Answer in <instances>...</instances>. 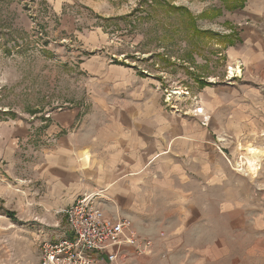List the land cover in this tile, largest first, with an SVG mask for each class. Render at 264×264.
I'll return each mask as SVG.
<instances>
[{"label":"rangeland","instance_id":"obj_1","mask_svg":"<svg viewBox=\"0 0 264 264\" xmlns=\"http://www.w3.org/2000/svg\"><path fill=\"white\" fill-rule=\"evenodd\" d=\"M245 7L227 11L221 0H0L1 121L39 129L42 118L66 110L102 119L125 110L115 90L98 83L106 79L100 65L118 63L135 71L134 85H155L159 111L188 113L194 125L207 120L210 160L227 178L224 204L209 210L213 223L193 226L186 247L183 232L167 225L139 232L130 219L143 247L149 243L145 254L135 253L137 264H264V161L255 174L237 167L245 162L241 147L264 149V63L246 59L263 49L264 0H245ZM186 10L209 34L191 31ZM238 67L242 75H231ZM177 88L181 97L173 95ZM217 136L224 154L211 150ZM40 149L38 142L18 148L19 168L36 164Z\"/></svg>","mask_w":264,"mask_h":264},{"label":"crops","instance_id":"obj_2","mask_svg":"<svg viewBox=\"0 0 264 264\" xmlns=\"http://www.w3.org/2000/svg\"><path fill=\"white\" fill-rule=\"evenodd\" d=\"M262 44L248 62L264 63ZM118 64L99 67L106 79L98 83L113 88L125 109L103 113L105 120L79 109L45 116L39 129L0 120V264H41L42 241L56 242L67 230L62 211L92 193H101L107 214L131 219L139 232L148 225L183 232L184 247L195 224L214 222L208 212L224 204L227 178L210 160L207 120L194 125L188 113L159 111L155 85H134L135 71ZM37 142V163L19 168L18 148ZM211 150L224 154L219 136ZM130 248L120 259L137 264L142 258Z\"/></svg>","mask_w":264,"mask_h":264},{"label":"built area","instance_id":"obj_3","mask_svg":"<svg viewBox=\"0 0 264 264\" xmlns=\"http://www.w3.org/2000/svg\"><path fill=\"white\" fill-rule=\"evenodd\" d=\"M103 200L101 193L83 195L62 211L67 230L56 242L42 241L41 264H117L124 244L139 255L146 253L149 243L143 247L131 230V220L108 215Z\"/></svg>","mask_w":264,"mask_h":264},{"label":"bare ground","instance_id":"obj_4","mask_svg":"<svg viewBox=\"0 0 264 264\" xmlns=\"http://www.w3.org/2000/svg\"><path fill=\"white\" fill-rule=\"evenodd\" d=\"M230 73L231 75L237 74L239 77L242 75L239 67L231 68ZM174 92L178 96L182 95V92L179 89ZM241 150L245 151V157H243L245 158V162L242 161V164H240L239 166L237 164V167L242 168L241 171H243L244 168H247L249 172L255 174L260 169L261 163L264 161V149H259L249 144L247 147H241Z\"/></svg>","mask_w":264,"mask_h":264},{"label":"trees","instance_id":"obj_5","mask_svg":"<svg viewBox=\"0 0 264 264\" xmlns=\"http://www.w3.org/2000/svg\"><path fill=\"white\" fill-rule=\"evenodd\" d=\"M221 1H222L223 5H224V9L227 10V11H235V10H238V9H243L245 7V0H221ZM180 10H183V9H180ZM185 12L189 15V17L191 19L190 29L196 36L201 37V36L209 34L207 32L200 31L196 27V24H194V19L190 15V13L187 10ZM219 13H221V11H219L218 14ZM231 45L233 46L234 44L232 43ZM200 85L202 86V88H205V87L209 86L208 83L204 82V81L203 82L201 81ZM7 214L9 216H11V217H14V213L7 212Z\"/></svg>","mask_w":264,"mask_h":264}]
</instances>
